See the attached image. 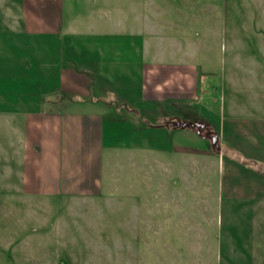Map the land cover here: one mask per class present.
<instances>
[{
    "label": "crops",
    "instance_id": "0c3cea01",
    "mask_svg": "<svg viewBox=\"0 0 264 264\" xmlns=\"http://www.w3.org/2000/svg\"><path fill=\"white\" fill-rule=\"evenodd\" d=\"M63 2L6 0L5 4H0L1 23L15 29L12 33L20 37L12 45L14 48L5 50L10 66L9 77L3 78L0 69V181L4 179L13 184L11 194L75 196L82 190L90 198L98 194L104 149L123 147L105 142V132L115 140L123 136L114 123H111L112 129L108 128V124L105 127L104 116L119 117V114L116 110V114H112L114 104L104 101V93L120 92V97L114 101L118 102V105L115 103L117 107L122 104L124 115L132 111L138 115L140 110L147 108L152 111L158 109L160 118L171 116L166 109L177 110L178 107L184 113L190 112L194 100L205 98L206 88H198L197 67L190 61L172 59V52L168 60H162L161 39L146 40L142 29L137 26L138 22L129 23L127 17L125 22L116 24L121 29L120 33L113 30L112 24L109 32L102 27L96 31L91 25V32H85L84 43L90 46L99 44V51L84 58L76 50L74 55L69 56L78 62L65 63L66 40L75 44L81 35H76L79 33L74 24L68 25L66 30L62 18ZM142 13L138 12L136 19L144 17ZM118 37L123 39L120 41ZM95 38L105 40L100 43ZM151 43L154 62L145 64L143 58L149 53ZM52 45L54 53L50 48ZM121 47L125 53L121 52V68L139 71L137 75L140 79L135 89L121 88L124 83H120L115 90L100 77L102 72H94L91 68L92 60L98 61L99 57L112 61L113 56L120 55L118 50ZM135 61H138L137 65ZM92 76L99 78V84ZM120 76L123 78L127 73L121 72ZM130 91H134L136 96L124 95ZM51 92H55L52 98ZM60 92L64 93L61 99ZM38 93L42 95L41 99ZM65 93L76 95L77 98L73 99L78 104L85 102V107H92L87 110L80 106L77 108V105L70 109L64 107ZM124 115L121 117L127 118ZM144 116L141 118L147 121ZM220 117L221 124L217 129L209 123L206 128L210 133L215 132V146H203L204 150L154 147L169 152L170 157L174 154L183 156L185 163L194 156L201 161L204 157L216 158L224 174L217 181L214 202L218 210L200 214L185 205L188 201L190 205L192 203V199H185L184 189L188 185L191 187L187 170L181 168L178 187L173 179L168 183L159 180L160 187L153 198V213L137 215V230L147 228L151 233L135 234L155 238L156 245L153 243L152 249L160 264H252L249 260L251 256L243 251L256 250L248 244L251 242L253 246L257 238L260 250L264 251V119L226 120L224 114ZM2 122L10 124L11 129L4 132ZM185 129L188 128H170L172 137L182 134L193 139L192 133H187ZM195 133L202 140H208L206 136ZM225 138L231 149H225L222 143ZM4 139L8 140L6 145L2 142ZM224 152L228 155L227 160ZM201 185L211 188L206 181H201ZM171 186L177 188L178 197ZM4 202L10 204L11 200ZM258 204L263 206V211L255 214ZM254 230L259 234L255 236ZM178 249L189 252L190 256L184 252L177 258L175 252Z\"/></svg>",
    "mask_w": 264,
    "mask_h": 264
},
{
    "label": "rangeland",
    "instance_id": "374dc122",
    "mask_svg": "<svg viewBox=\"0 0 264 264\" xmlns=\"http://www.w3.org/2000/svg\"><path fill=\"white\" fill-rule=\"evenodd\" d=\"M5 3L6 0H0V4ZM63 3L62 18L66 30L68 25L74 24L79 33L76 35H81L75 44L66 40L65 63L78 62L69 56L76 50L84 58L99 51V44L90 46L84 43L85 32H91V25L96 31L102 27L109 32L112 24L113 30L120 33L121 29L116 24L125 22L127 17L129 23L138 22L137 26L142 29L146 40L161 39L162 60H168L172 52V59L190 61L197 67L198 88L203 90L205 87L206 92L205 98L192 102V111L212 128L220 126L223 114L226 120L264 119V0H64ZM138 12L144 15L140 20L135 17ZM14 30L0 21V69L3 78L9 77L10 73L5 50L14 48L12 45L20 38L12 33ZM122 32L126 34L125 29ZM118 39L121 41L123 37ZM95 40L101 43L105 39ZM152 47L151 43L149 53L144 55L145 64L154 62ZM50 48L52 52L55 50L53 45ZM118 51L120 55L113 56L112 61L107 57L92 60L91 68L94 72H102L100 77L115 90L120 83H124L121 88L135 89L140 79L139 71L121 68V52L123 54L124 51L122 47ZM135 62L137 65L138 61ZM121 72L127 76L122 78ZM92 78L99 84L98 77ZM54 93H50L51 98ZM65 94L66 108H76L77 105V108L80 106L87 110L92 107H85V102L78 104L74 100L76 95ZM102 95L104 101L114 104L112 114H119V117L104 116L105 127L108 124L112 129L111 123H114L123 136L115 140L105 132V142L123 147L104 149L98 194L90 198L82 190L75 196L57 193L15 195L11 194L13 184L1 180L0 264H160L152 249L153 243L156 245L155 238L135 234L151 233L147 228L137 230V215L153 213V198L160 187V179L167 183L173 179L175 186H179L181 168L187 170L191 179V187L188 185L184 191L186 201L192 199V203L190 205L188 201L185 205L198 214L218 210L214 202L217 181L224 175L218 159L204 157L201 161L194 156L191 160L186 158L185 163L183 156L174 154L170 157L169 152L154 148L172 146L204 150L205 146L212 145L213 132L205 133L208 140H202L190 129L185 131L192 133L193 139L182 134L172 137L170 128H175L172 119L183 116V109H166L171 116L161 118L158 109L152 111L147 108L140 110L138 115L133 111L124 115L122 104L117 107L115 103L118 105V102L114 101L120 97V92ZM124 95L136 96L134 91ZM59 96L63 98L64 93L60 92ZM38 97L41 99L42 95L38 93ZM123 115L127 118H122ZM141 115L148 120L142 119ZM195 119L189 117V120ZM180 125L177 122V127ZM1 127L5 132L12 126L2 122ZM2 142L6 145L8 140ZM222 143L225 149H231L226 138ZM223 154L227 160V153ZM201 181L209 182L211 188L201 185ZM171 187L173 193H178L176 187ZM6 199L11 203L4 202ZM257 206L255 214L263 211V206ZM254 234L259 233L254 230ZM248 245L257 248L248 253L243 251L251 256V263L264 264V251L260 250L258 238L253 246L251 242ZM184 252L178 249L175 252L177 258ZM185 253L190 256L189 252Z\"/></svg>",
    "mask_w": 264,
    "mask_h": 264
},
{
    "label": "trees",
    "instance_id": "16d2710c",
    "mask_svg": "<svg viewBox=\"0 0 264 264\" xmlns=\"http://www.w3.org/2000/svg\"><path fill=\"white\" fill-rule=\"evenodd\" d=\"M189 117H194L196 119H195V121L189 120ZM173 118H174V119H172L173 127H175V128H188V129L194 130L198 134H201V135L204 134L203 136L208 137L207 136L208 131L206 129L208 127L207 121L201 117H198L194 111L183 113V116H174ZM201 119H203V120H201ZM168 121L170 122V120H167V122ZM177 122H180V124H181L178 127H177ZM205 133H207V134H205ZM213 134L215 135V132H213ZM210 141H211L212 145H216L217 144V136H216V140L214 142L212 141V138Z\"/></svg>",
    "mask_w": 264,
    "mask_h": 264
},
{
    "label": "water",
    "instance_id": "95a60500",
    "mask_svg": "<svg viewBox=\"0 0 264 264\" xmlns=\"http://www.w3.org/2000/svg\"><path fill=\"white\" fill-rule=\"evenodd\" d=\"M216 140V135L212 137V141L214 142Z\"/></svg>",
    "mask_w": 264,
    "mask_h": 264
}]
</instances>
